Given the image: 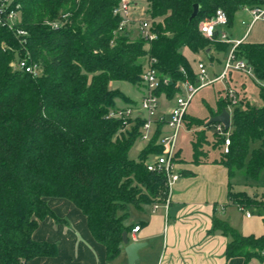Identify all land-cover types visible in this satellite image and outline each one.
Masks as SVG:
<instances>
[{"label": "trees", "instance_id": "16d2710c", "mask_svg": "<svg viewBox=\"0 0 264 264\" xmlns=\"http://www.w3.org/2000/svg\"><path fill=\"white\" fill-rule=\"evenodd\" d=\"M143 1L159 35L151 45L131 31L118 32L121 19L113 12L119 0H11V8L20 6L15 29L28 36L18 37L15 30L0 26V264H28L58 255L56 245L33 239L40 222L59 221L47 203L52 198L66 199L80 209L92 236L106 248L107 261L117 259L122 235L131 231L125 225L129 207L164 202L168 186L164 173L150 172L146 166L150 156L162 154L159 138L164 124L157 126L138 160L131 159L145 120L132 121L120 133L122 121L110 117L118 111L116 101L136 102L111 90L110 84L141 87L149 55L157 59L161 78L169 81L156 94L173 99L182 92L181 83L197 79L184 49L195 55L210 50L211 60L212 51L226 54L231 49L219 42L212 47L200 32L201 23L222 10L230 27L238 11L263 4L262 0ZM195 5L200 11L191 19ZM63 17L59 29L48 24ZM26 54L41 65L39 77L12 67L16 55ZM235 54L264 81V44L241 43ZM257 86L263 104L258 107L242 94V105L232 115L229 152H223L221 164L229 172L231 204L244 212L255 211L264 222V194L259 199L257 193H237L232 187L237 175L251 187L264 184V88ZM227 107L228 101L219 99L218 113L211 118ZM193 126L199 127L194 120L189 129ZM205 143L206 136L195 133L194 164H202L206 157ZM255 143L258 148L252 150ZM213 232L231 238L228 259L243 258L244 264L254 258L264 261V235L245 237L217 217Z\"/></svg>", "mask_w": 264, "mask_h": 264}, {"label": "crops", "instance_id": "0c3cea01", "mask_svg": "<svg viewBox=\"0 0 264 264\" xmlns=\"http://www.w3.org/2000/svg\"><path fill=\"white\" fill-rule=\"evenodd\" d=\"M262 1L263 4L259 8L264 7V0ZM252 9H242L235 15L228 33L232 42L264 44V19L254 21ZM183 54L197 73V62L203 61L199 57L201 55H195L188 49H184ZM218 54L220 53L212 51L213 59L208 57L212 61V68L215 67L214 61L217 60L214 56ZM218 63L223 66L221 62ZM219 75L216 73L213 79ZM115 84L116 82L110 84L111 90H119L115 88ZM228 86L232 87L230 84ZM237 86L236 89L248 97L246 87ZM138 93L141 101L142 88L138 89ZM125 96L138 103L137 99L127 94ZM163 96L168 99L165 95L161 97ZM223 98L224 96H219V99ZM122 102L116 101L117 108L124 105ZM171 108L166 112L161 110V114L166 113L167 116ZM217 113L218 110L212 113V116ZM165 129L164 127L163 131ZM205 153L206 157L202 164L197 165L193 159L184 160L179 152L182 163L177 164V167L181 178L172 187L167 210L162 202L156 211L154 205H151L135 208L136 218L129 214L125 225L131 227L130 243L146 245L138 252L135 264H244L243 258L226 257L227 245L231 238L213 232L214 217L227 221L245 237L264 235L263 217L249 210L251 217L248 218L246 212L231 204L229 200L231 181L227 168L221 164L223 155L219 152L220 156L211 158L210 152ZM47 203L59 221L47 218L40 222L33 239L56 245L58 255L36 258L28 264H129L125 247L117 259L107 261L106 248L94 239L87 218L72 202L52 198L47 199ZM136 227H140L138 233L133 232ZM249 264H264V261L254 258Z\"/></svg>", "mask_w": 264, "mask_h": 264}, {"label": "built area", "instance_id": "2783aa9c", "mask_svg": "<svg viewBox=\"0 0 264 264\" xmlns=\"http://www.w3.org/2000/svg\"><path fill=\"white\" fill-rule=\"evenodd\" d=\"M141 0H119V4L114 9V16L121 19V24L118 32L122 31H135L138 33V37L143 40L147 45H151L158 39V33L153 29V20L149 16V7L141 8L139 2ZM253 20L257 21L264 19V7L254 8L251 10ZM140 18H135L139 15ZM20 18V6L11 8V0H0V26L6 27L10 30H15V26ZM66 17H63L61 21L48 23L53 29L61 28L65 22ZM229 25L228 17L222 10H218L216 14L200 25L201 34L209 41H217L221 43H227L231 45V49L228 53V57L225 61L223 72L215 79L210 80L208 78V70L203 61H199L197 64L196 83H192L186 80L181 83L179 87L182 92L177 94V100L175 105L170 109L167 114V118L159 115L160 110V97L156 94V91L162 86L169 83L167 79H162L157 69V59L150 57L145 58V73L142 76L141 87L143 90V97L141 102L137 105H132L129 109L123 111L113 112L110 117L114 119H120L123 123V128L120 133H125L131 126V122L141 118L145 120V124L141 129L140 140L142 142L149 143L156 133L157 126L164 124L167 132H162L159 138V145L163 149V153L154 161H147L146 166L148 171L164 173L167 178L168 196L162 205L166 208L169 207L172 187L181 178L180 172L177 170V164L174 162L175 154L177 150V139L180 130L185 126V116L188 112L189 105L194 96L201 90L209 85L218 81H226L232 72L242 73L249 78L253 79L256 84L264 88V81H260L255 77L253 68L248 65L244 60L236 57V48L241 42H232L229 38L226 28ZM132 28L131 30H129ZM18 37L26 38L28 33L23 30L16 31ZM23 40L22 43H25ZM13 68L20 70L26 74L31 75L33 78H37L42 74V67L36 62H32L30 55L26 54L25 57L20 58L17 62L12 64ZM184 72V71H183ZM183 90L186 91V95L183 96ZM224 98L228 101L227 111L231 115L237 107L242 104V93L234 87L227 86L225 89ZM215 130L217 135L224 141V153L229 152L231 145V129L226 130L223 124H215ZM160 203L154 204V211L158 210ZM246 212V217L250 218L251 214ZM140 227L134 229V233H138ZM264 256V253L262 254Z\"/></svg>", "mask_w": 264, "mask_h": 264}, {"label": "rangeland", "instance_id": "374dc122", "mask_svg": "<svg viewBox=\"0 0 264 264\" xmlns=\"http://www.w3.org/2000/svg\"><path fill=\"white\" fill-rule=\"evenodd\" d=\"M139 5L141 8H146L148 6L146 1H143V0H141L139 2ZM135 18L141 19L140 14L135 16ZM231 28H232V26L231 27L228 26L226 28V32L229 33ZM131 29L132 28H130L129 30H131ZM133 34H134V37H138L137 32L133 31ZM210 43L212 44V47H213L218 42L217 41H210ZM219 43H221V42H219ZM203 53L204 52H200L199 55H201V56H199V57L203 60V63L207 67L208 78L210 80H212L215 77L216 73H217V75H219L223 72L225 61L228 57L229 51L226 54L220 53V54L214 56L217 59L214 61V66H215L214 68L211 67L212 61L208 58V56L206 54L203 55ZM20 58L21 57L19 55H16L15 60L12 64L17 62ZM218 61L221 62L223 64V66L220 65L218 63ZM229 84L232 87L235 86L234 88H236V85H238L239 87H242V86L246 87L249 100L251 102H255V105L258 107L262 106L263 102L260 98L259 88H258L257 84L252 79H250L248 76H246L242 73H239V72H232V74L227 78V80L225 82H222V81L216 82L213 85H209L205 88H202L194 96L193 100L191 101L189 108H188V112H187L188 116L186 118V124L180 130L179 135H178L177 150L181 153V156L184 160L191 161L193 159L192 143L195 140V133H197V132L202 133L206 136V143L203 146L204 152H207V151L210 152L211 158L220 156V153H221V155H223V152H224L223 143L221 142L220 137L216 136L217 133L215 130V125H212L209 127V126H206V123H208L210 121V119L212 117V113L217 112L219 96H222V97L225 96V89ZM115 88L121 90L122 92L133 97L134 99H137L138 103L141 102L140 98H139V93H138V89L140 88V85H138V84L132 85V84L127 83V82H116ZM185 95H186V91L183 90V96H185ZM168 99H166L163 96V97H160V101H159V103H160L159 115L164 116L166 118H167L166 113L161 114V112H162L161 110H164L166 112L167 109L173 107L175 105L176 100H177V95H175V97L171 100H168ZM138 103H136L134 105H137ZM123 104H124L123 106L117 108L118 111H123L125 109H129L130 107H132V104H128V103H123ZM192 120H194L199 125V127L193 126L192 129L190 130L189 125H190ZM164 131L166 133L167 129H165ZM145 143L146 142H142L141 140H139L136 143V145L134 146V148L131 150L130 158H132V159L138 158L139 153H141V150L143 149ZM147 145H148V143L145 144V147ZM255 148H258V145L256 143L252 145V150ZM162 153H163V151H162ZM177 153L175 154L176 159H174V162L176 164H180V163H182L181 156L178 154V157H177ZM160 155L150 156L148 161H154L158 157H160ZM177 170H178V167H177ZM232 187H233L234 192H237V193L238 192H245L250 196H253L254 193H257L258 194L257 196L259 199H261L262 195L264 194V184L263 183L252 184V187H251V183L246 181L245 178L241 175H237V178L232 180ZM129 213L131 214V217L136 218L137 211H136L135 207L130 206L129 207Z\"/></svg>", "mask_w": 264, "mask_h": 264}, {"label": "water", "instance_id": "95a60500", "mask_svg": "<svg viewBox=\"0 0 264 264\" xmlns=\"http://www.w3.org/2000/svg\"><path fill=\"white\" fill-rule=\"evenodd\" d=\"M200 11V6L195 5L194 6V12L191 16V19L198 16ZM210 50H207V54H209ZM209 123L212 124H223L225 126V129L228 131L232 127V120L231 115L227 110H223L222 113L216 117H213L210 119ZM146 245L138 242L130 243L129 239V233L124 232L122 235V245L121 248L123 249L125 247V252L128 256V262L129 264H135L138 260V252L143 249Z\"/></svg>", "mask_w": 264, "mask_h": 264}]
</instances>
